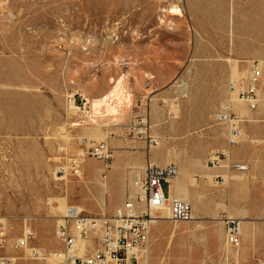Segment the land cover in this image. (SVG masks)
Segmentation results:
<instances>
[{
	"label": "rangeland",
	"instance_id": "374dc122",
	"mask_svg": "<svg viewBox=\"0 0 264 264\" xmlns=\"http://www.w3.org/2000/svg\"><path fill=\"white\" fill-rule=\"evenodd\" d=\"M172 4L181 18L167 14ZM258 50H264V0H0V262L55 264V221L63 206L110 213L124 199L128 171L138 160L167 159L184 173L178 181L196 217L153 225L147 264L264 263V79L257 107L235 110L242 138L230 148L229 163L248 170L203 167L226 150L228 126L214 114L231 76L249 71L251 62H259L264 75V58L247 57ZM122 73L129 100H113L117 115L91 123L90 113L67 106L74 93L89 106ZM137 115L160 143L147 153L128 133ZM110 133L107 164L86 158L81 179L54 176L59 148L75 154L77 138ZM208 172L217 178L200 176ZM162 190L171 195L173 186L162 184ZM228 213L245 219L247 234L255 226L250 240H239L238 261L221 256L219 232L208 235L220 229L212 216ZM24 226L31 233L27 248L43 259L15 246Z\"/></svg>",
	"mask_w": 264,
	"mask_h": 264
},
{
	"label": "built area",
	"instance_id": "2783aa9c",
	"mask_svg": "<svg viewBox=\"0 0 264 264\" xmlns=\"http://www.w3.org/2000/svg\"><path fill=\"white\" fill-rule=\"evenodd\" d=\"M259 70L258 63L252 62L249 71L232 78L228 83L229 95L235 96L250 109H255L259 102L257 92L262 78ZM66 102L67 106L71 104L78 112L88 110L87 101L82 94H70ZM237 118L228 100L219 105L214 114L216 122L228 126L227 143L230 146L235 145L240 138ZM84 119L79 118V121ZM129 126L128 133L132 132L138 139H144L148 146L156 144L155 138L145 134L144 117H132ZM76 145L82 150V154L68 153L64 146L58 149L53 173L61 181L79 177L83 159L92 158L105 164L112 159V151L106 142L94 144L80 137L76 139ZM213 157V160L208 159L207 166H218L219 162L227 160V155L223 152H215ZM227 168L245 172L248 165L231 162ZM176 170L174 164H147L128 183L130 186L125 189L122 206L112 213L94 215L79 211L71 204L66 206L55 229V236L60 243L58 264H142L149 248L154 221L183 223L191 219V204L185 200H169V194L165 195L162 190V184L170 186ZM164 213H167L166 217ZM224 234L232 249L239 245L237 219H224ZM28 236L30 235L23 236L24 239L17 243V247L25 246Z\"/></svg>",
	"mask_w": 264,
	"mask_h": 264
},
{
	"label": "bare ground",
	"instance_id": "6f19581e",
	"mask_svg": "<svg viewBox=\"0 0 264 264\" xmlns=\"http://www.w3.org/2000/svg\"><path fill=\"white\" fill-rule=\"evenodd\" d=\"M173 5V4H172ZM171 5V7H170V9L169 10H167V14L169 15V17L170 16H172V17H179V18H181L182 17V12H181V9L178 7V6H176L175 4L172 6ZM166 15V14H165ZM168 17V18H169ZM170 26V25H169ZM252 63V62H251ZM251 63H250V66H251ZM128 64V63H127ZM260 67V65H259V62H258V68ZM128 74V73H127ZM126 75L124 74V73H122L116 80H111V78H109L111 81H110V83L112 84V87L108 90V92L106 93V94H104L103 96H101L99 99H93L91 102H90V105L88 106L87 105V108L89 109V111L87 110V111H85V112H83V114H85V115H88V113H90V115H89V117H88V119H89V122H91V123H93L94 122V119H96V118H108V117H113V116H115V115H117L118 114V107H117V102H116V104L114 103V105L112 106V102H113V100H119V97L122 95V93H123V86H122V83H123V80H124V77H125ZM234 77H237V75H233V76H231V78L230 79H232V78H234ZM263 86H264V84H263ZM226 93H227V97H226V100L225 101H230V106H231V108H232V110L235 112V107H236V105H239V104H243V105H245V107L247 108V109H249V110H251L245 103H243L242 101H240V100H238L235 96H233V95H229V92H228V90H226ZM125 94V93H124ZM122 97L124 98V99H126V101H128L129 100V97H128V94L127 95H122ZM86 101H87V99H86ZM115 102V101H114ZM120 102H118V104H119ZM87 104H88V101H87ZM223 103H221V105H222ZM69 106V108H71V109H75V110H77L76 108H74L71 104H69L68 105ZM126 106V105H125ZM129 106V105H128ZM173 111V110H172ZM86 117V116H85ZM102 120V119H101ZM145 120V124H146V130H145V134L146 135H148L149 133H148V129H149V126H148V122H147V120L146 119H144ZM239 121H240V119H239ZM219 124V123H218ZM79 124H75V126H78ZM95 126V125H94ZM110 126V125H109ZM113 126V125H112ZM128 128L130 129V126H128ZM112 133H110L109 135H107L106 137H102V138H100V139H94L93 137H84V138H86V139H88V141H90L91 143H94V144H97V143H99V142H101V141H103V142H106L107 143V145L109 146V144H108V141L109 140H111V139H114V137H112V135H111ZM150 136H152L153 138H155L156 139V141H157V137H155V136H153V135H151V134H149ZM227 136H228V132H227ZM240 137L242 138V134L240 133ZM241 138H240V140H241ZM63 139L64 140H66V138L65 137H63ZM122 139H126V136L124 135L123 137H122ZM139 140H142L144 143H145V141H144V139H139ZM67 141V140H66ZM124 141V140H123ZM67 143V142H66ZM159 141H157L156 142V145H151V146H148L146 143H145V148H146V153L149 151V149H152V148H158L159 147ZM233 146H230V145H228V143L226 144V150L225 151H222L223 153H225L226 155H227V161H225L226 163L225 164H223V165H220V162H219V165L217 166V165H214L213 166V168H218V167H223V168H225L227 171H231V170H229L228 168H227V165H228V163L230 162L229 161V159H230V157H229V150H230V148H232ZM67 148V147H66ZM67 150V149H66ZM76 154H82V150L79 148V151L76 153ZM213 155H212V157H211V159L213 160ZM210 160V159H209ZM147 164H155V163H152V162H146L145 164H144V166L142 167V169H140V170H138V171H136V170H134L133 169V171L132 170H130V171H128V172H130V176H129V180H128V182H127V184L125 185V189L127 188V187H129L130 186V184H128V183H131L132 182V178L135 176V175H139L140 173H141V171L144 169V167L147 165ZM168 164H172V163H167V164H164V165H168ZM156 165H158V164H156ZM164 165H159V166H164ZM176 167V166H175ZM185 166H183V168H184ZM187 167V166H186ZM203 167H205V166H203ZM209 167V166H208ZM176 169H177V167H176ZM177 171V173H176V176L171 180V183L173 182V181H175V180H177L178 179V177H179V173H178V170H176ZM179 172H181V171H179ZM182 173V172H181ZM188 174V173H187ZM55 176V175H54ZM191 176V175H190ZM194 176V175H193ZM193 176H191L190 178H189V182L190 183H192V184H196V182H195V179L193 178ZM56 177V176H55ZM215 178V177H217V175L216 176H209L208 178ZM223 178H225V176H222ZM221 177V178H222ZM57 178V177H56ZM78 179H81V171H80V174H79V177H77ZM105 178V176L104 175H102V179H104ZM204 178H206V177H204ZM58 179V178H57ZM67 179V178H66ZM65 179V180H66ZM187 179V178H186ZM60 180V179H59ZM67 181V180H66ZM170 183V184H171ZM125 189H124V197H125ZM173 199H175V198H173ZM169 200H172V199H170L169 198ZM179 200H185V201H187V202H189L187 199H179ZM123 202H124V199L122 200V202L117 206V207H115L114 209H116V208H119L120 206H122V204H123ZM190 203V202H189ZM66 206H68V205H66ZM66 206H63L62 207V209H61V211H60V213H59V215L56 217V221H55V223H56V225L57 224H59L60 223V220H61V214L63 213V211H64V208L66 207ZM74 206H76L78 209H79V211H83V212H85L82 208H80L79 206H77V205H74ZM114 209L110 212V213H112L113 211H114ZM85 213H87V212H85ZM103 213H105V210L104 211H100L98 214H103ZM89 214V213H88ZM98 214H94V215H98ZM166 215H167V213H164V217H166ZM195 218L192 216V213H191V219L189 220V221H191V220H194ZM224 219H237L238 220V222H239V236H240V233H241V225H242V219L241 218H238V217H232V216H226V218H222L221 216H216V217H214L212 220H214V221H217V222H221L222 224H224ZM188 221V222H189ZM162 222H166V223H169V224H172V225H177V224H182V223H172V222H169V221H167V220H162V221H154L153 222V224H152V226L153 225H155V224H157V223H162ZM183 223H187V222H183ZM152 226H151V229H152ZM29 228H26V226H24V231H23V235H22V237L21 238H19V239H17V241H16V243H15V246L17 247V243H19V241L20 240H22V239H24L23 238V236H25V235H30L31 236V233H30V230H28ZM56 229V228H55ZM151 232V231H150ZM54 235H55V231H54ZM172 235V234H171ZM56 237V236H55ZM57 239V238H56ZM170 240V239H169ZM169 243V242H168ZM170 245V244H169ZM238 247V246H237ZM236 247V248H237ZM17 248H19V247H17ZM149 248H150V244H149ZM149 248H148V250H147V253L145 254V256H144V258H143V261H142V264H147L148 263V256H149ZM236 248H234L235 250H236ZM20 249H23V250H26L27 251V254H29V255H31V256H33V255H37V257H33V258H31V259H40V258H42V257H40V252L39 251H37V250H35L34 248H27V242L25 243V246H23L22 248H20ZM234 249H232L230 246H229V244L226 242V238H225V234H224V237H223V242H222V254H224L223 256L225 257V258H227L230 254H233L234 253ZM59 253H60V249H59V251L57 252V253H54L53 254V260H54V262H55V264H58V255H59ZM8 260V259H7ZM0 264H4V262H0Z\"/></svg>",
	"mask_w": 264,
	"mask_h": 264
},
{
	"label": "crops",
	"instance_id": "0c3cea01",
	"mask_svg": "<svg viewBox=\"0 0 264 264\" xmlns=\"http://www.w3.org/2000/svg\"><path fill=\"white\" fill-rule=\"evenodd\" d=\"M247 57H250V58H258V57H262V58H264V50L263 51H261V50H258L257 52H250L248 55H247ZM235 75H236V73H235ZM0 78H1V70H0ZM264 79V75L262 76V78H261V80H263ZM0 84H1V82H0ZM238 106V105H237ZM238 108L236 107V109L235 110H237ZM238 110H242V107H240L239 106V109ZM153 149H155V148H153ZM146 162H152V163H155V164H157L155 161H153V160H149V159H144V160H142V161H140V160H138V162H137V168H135L134 170H136V171H138V170H140V169H142V167L144 166V164L146 163ZM169 161L166 159L165 161H163L161 164H158V165H164V164H167ZM114 167H117V166H114ZM207 171H210V170H213V171H218L219 170V168H208V167H204ZM215 172V173H216ZM180 174H182V175H184V173H181V172H179ZM188 173V172H187ZM217 175V174H216ZM200 176L202 177V178H204V177H206V179L209 177V176H213L214 177V175L213 174H209V172L208 173H202V174H200ZM84 179V178H83ZM205 179V178H204ZM84 182H85V179L83 180ZM172 186H173V191L171 192L172 194L171 195H169V198L170 199H173V198H175V199H187L188 201H189V199L187 198L188 197V193H187V191L186 190H183V189H181L180 188V184H179V181H178V179L177 180H175V181H173L172 183ZM190 202V201H189ZM190 204H191V202H190ZM192 207V216H194L193 215V206H191ZM233 214H227L226 216H232ZM217 215H214V216H212V218L211 219H213L214 217H216ZM196 217V215L194 216V218ZM233 217V216H232ZM234 217H238V218H241V217H239L237 214L234 216ZM243 221H242V225H241V233H240V235L241 236H239V240L241 241H247V240H250L251 238H252V236H253V234H254V229H255V226H254V224H252V226H250V230H248V234H247V222L245 221V219L244 218H241ZM163 223V222H162ZM217 226H219L220 227V229H214V230H210L209 231V233H208V235L210 234V235H212V236H214L217 232H219V235L217 236L218 237V241H219V238L221 237V242H223V237H224V230H223V224L220 222L219 224H217ZM152 230V229H151ZM247 235L249 236V237H247ZM214 238V237H213ZM248 238H250V239H248ZM215 239V238H214ZM150 241H151V232H150ZM156 241V240H155ZM155 241H153V242H155ZM239 241V242H240ZM241 243V242H240ZM153 244V243H152ZM154 245V244H153ZM220 247H221V245L222 244H218ZM151 246V245H150ZM258 246H256V248H257ZM222 248V247H221ZM258 249V248H257ZM241 246H240V244L238 245V247L236 248V250L234 251V253L233 254H230L231 255V257H233L236 261H238V259H239V256H240V254H241ZM207 251V250H206ZM257 254V253H256ZM221 256H223V254H221ZM261 256V255H260ZM260 258H262L263 260H264V256L262 255ZM40 259H43V258H40ZM225 260H227L228 259V257L227 258H224ZM35 260H37V259H35ZM260 264H264V263H260Z\"/></svg>",
	"mask_w": 264,
	"mask_h": 264
}]
</instances>
